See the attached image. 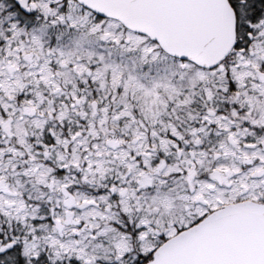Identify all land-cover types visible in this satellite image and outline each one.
Instances as JSON below:
<instances>
[{
	"label": "snow or ice",
	"instance_id": "1",
	"mask_svg": "<svg viewBox=\"0 0 264 264\" xmlns=\"http://www.w3.org/2000/svg\"><path fill=\"white\" fill-rule=\"evenodd\" d=\"M0 264H264V0H0Z\"/></svg>",
	"mask_w": 264,
	"mask_h": 264
}]
</instances>
